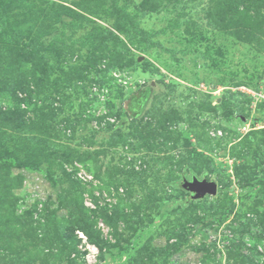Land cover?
<instances>
[{
	"label": "rangeland",
	"instance_id": "rangeland-1",
	"mask_svg": "<svg viewBox=\"0 0 264 264\" xmlns=\"http://www.w3.org/2000/svg\"><path fill=\"white\" fill-rule=\"evenodd\" d=\"M0 264H264V0H0Z\"/></svg>",
	"mask_w": 264,
	"mask_h": 264
},
{
	"label": "water",
	"instance_id": "water-1",
	"mask_svg": "<svg viewBox=\"0 0 264 264\" xmlns=\"http://www.w3.org/2000/svg\"><path fill=\"white\" fill-rule=\"evenodd\" d=\"M184 187L193 192V198H199L206 194L214 195L217 192V184L213 180L193 178L185 180Z\"/></svg>",
	"mask_w": 264,
	"mask_h": 264
}]
</instances>
